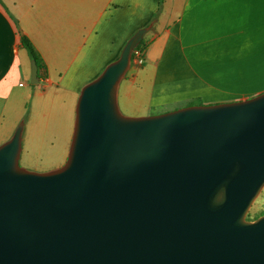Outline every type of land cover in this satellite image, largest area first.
<instances>
[{
	"label": "water",
	"instance_id": "95a60500",
	"mask_svg": "<svg viewBox=\"0 0 264 264\" xmlns=\"http://www.w3.org/2000/svg\"><path fill=\"white\" fill-rule=\"evenodd\" d=\"M152 24L81 88L62 166L20 165L23 120L0 144V264H264V214L247 219L264 188V91L123 114Z\"/></svg>",
	"mask_w": 264,
	"mask_h": 264
},
{
	"label": "crops",
	"instance_id": "0c3cea01",
	"mask_svg": "<svg viewBox=\"0 0 264 264\" xmlns=\"http://www.w3.org/2000/svg\"><path fill=\"white\" fill-rule=\"evenodd\" d=\"M150 23L144 62L119 85L122 113L264 91V0H163L159 11L158 0H0V144L23 120L20 156L41 172L58 166L47 153L67 158L81 88ZM22 34L45 66L37 84Z\"/></svg>",
	"mask_w": 264,
	"mask_h": 264
},
{
	"label": "rangeland",
	"instance_id": "374dc122",
	"mask_svg": "<svg viewBox=\"0 0 264 264\" xmlns=\"http://www.w3.org/2000/svg\"><path fill=\"white\" fill-rule=\"evenodd\" d=\"M47 156H49L50 159L53 162H58L59 165L56 166V167H54V168H57V167L62 166L64 164V162L66 161V158L65 159H60L59 158V155H58V151L57 150L50 151L49 153H47ZM26 158H27L26 157V152H24L20 156V159H19V163H20V165L22 167H24V168H26L28 170H31V171L41 172V171H38V170L33 169L32 164H30V162H28L26 160ZM54 168H51V169H54ZM48 170H50V169H47L45 171H48ZM263 214H264V188L262 189L261 193L256 198V200L253 202L252 206L250 207V209L248 211V214H247V219L248 220H254L255 218H257V217H259V216H261Z\"/></svg>",
	"mask_w": 264,
	"mask_h": 264
},
{
	"label": "trees",
	"instance_id": "16d2710c",
	"mask_svg": "<svg viewBox=\"0 0 264 264\" xmlns=\"http://www.w3.org/2000/svg\"><path fill=\"white\" fill-rule=\"evenodd\" d=\"M162 1L163 0H158V11L161 7ZM157 14H158V12H157ZM157 14H155V17L157 16ZM21 44L26 49L29 57L32 60H35V62L37 64V68H38V74L41 75L40 73H42V71H45V66L43 64V60H42L40 54L38 53V51L36 50V48L32 44L31 40L26 35L22 34L21 35ZM147 47H148V41H146L143 38L135 49H141V50L145 51L147 49ZM200 104L201 103L199 101L194 100V101L189 102L186 106H188V105H200Z\"/></svg>",
	"mask_w": 264,
	"mask_h": 264
},
{
	"label": "built area",
	"instance_id": "2783aa9c",
	"mask_svg": "<svg viewBox=\"0 0 264 264\" xmlns=\"http://www.w3.org/2000/svg\"><path fill=\"white\" fill-rule=\"evenodd\" d=\"M145 51L141 49H135L132 54V59L137 64L141 65L144 62Z\"/></svg>",
	"mask_w": 264,
	"mask_h": 264
},
{
	"label": "bare ground",
	"instance_id": "6f19581e",
	"mask_svg": "<svg viewBox=\"0 0 264 264\" xmlns=\"http://www.w3.org/2000/svg\"><path fill=\"white\" fill-rule=\"evenodd\" d=\"M133 60V59H132Z\"/></svg>",
	"mask_w": 264,
	"mask_h": 264
}]
</instances>
